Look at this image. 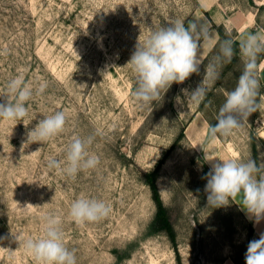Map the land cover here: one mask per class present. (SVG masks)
Wrapping results in <instances>:
<instances>
[{
  "label": "rangeland",
  "instance_id": "rangeland-1",
  "mask_svg": "<svg viewBox=\"0 0 264 264\" xmlns=\"http://www.w3.org/2000/svg\"><path fill=\"white\" fill-rule=\"evenodd\" d=\"M177 20L210 26L200 74L141 106L131 95L136 81L127 62L137 43ZM248 32L264 35V0H0V95L21 75L33 89L47 83L27 103L23 121H0V264H36L22 240L42 236L48 214L61 218L77 264H220L227 258L245 264L247 246L257 239L253 220L235 201L207 204L203 177L210 168L201 149L243 71L239 40ZM227 38L236 41L231 63L218 69L201 103L186 101L181 89L198 86ZM263 58L256 70L259 109L233 135L217 134L221 150L258 164L264 161ZM56 111L66 115L64 131L47 142L28 139ZM89 136L97 167L75 178L47 168L49 158L64 160L73 137ZM81 196L105 202L109 215L76 224L69 209ZM160 209L173 233L157 226Z\"/></svg>",
  "mask_w": 264,
  "mask_h": 264
},
{
  "label": "clouds",
  "instance_id": "clouds-1",
  "mask_svg": "<svg viewBox=\"0 0 264 264\" xmlns=\"http://www.w3.org/2000/svg\"><path fill=\"white\" fill-rule=\"evenodd\" d=\"M210 26L206 23L190 21L187 26L181 20L153 31L141 44L137 43L127 65L133 73L136 87L131 93L134 102L144 106L161 98L173 84H183L193 74H200L202 60L200 51L204 43L212 39ZM236 41L227 38L219 43V51L204 67L202 81L194 89L183 88L186 101L201 103L206 94V85L219 78L218 69L231 63ZM264 53V35L248 32L239 40V54L243 71L238 77L234 90L225 93V101L216 116L217 123L209 128L210 138L217 134L228 137L242 127L243 121L256 112L260 105L259 80L257 78L258 58ZM47 83L33 89L18 76L7 84V93L0 95V121L21 122L28 115L27 103L34 95L45 92ZM180 101V97H177ZM66 126V115L56 111L44 116L28 133L34 142H47L62 133ZM92 137H73L68 145L65 158L47 160V168L59 170L68 177L83 170L94 169L99 158L90 155L88 146ZM210 164L209 172L203 177L207 183L204 192L207 204L213 208L228 206L230 201L239 199L240 207L256 223L264 220V161L238 158L214 159L205 155ZM111 209L105 202L81 196L74 200L69 216L76 224L98 222L107 217ZM43 235L22 240V246L36 264H77L76 255L64 242L61 218L48 214L42 217ZM245 264H264V233L259 239L249 242L245 254Z\"/></svg>",
  "mask_w": 264,
  "mask_h": 264
},
{
  "label": "crops",
  "instance_id": "crops-1",
  "mask_svg": "<svg viewBox=\"0 0 264 264\" xmlns=\"http://www.w3.org/2000/svg\"><path fill=\"white\" fill-rule=\"evenodd\" d=\"M209 7V6H208ZM259 70H260V74L263 77L264 80V58L262 59L260 65H259ZM264 119V116H263ZM262 135H264V130L262 131ZM207 132L205 130V133L202 135L203 138H207ZM202 155L203 157L205 155H209L214 159H228V158H236V156H234V154L232 152H230V150L224 148V150H221L220 144H219V137L216 136L215 138H210V136L208 137V139H206L204 145H202ZM204 161L206 162V164L208 165V167L210 168V164L204 159ZM235 203L237 204L238 208L246 215L248 216L245 211H243L240 207V203H239V199L235 200ZM248 218H251L248 216ZM252 219V218H251ZM253 220V219H252ZM253 227H254V232L256 235V238L259 239V236L261 233H264V220H261L259 223H256L253 220ZM220 264H238L235 260H233L232 258H227L225 259L223 262H221Z\"/></svg>",
  "mask_w": 264,
  "mask_h": 264
},
{
  "label": "trees",
  "instance_id": "trees-1",
  "mask_svg": "<svg viewBox=\"0 0 264 264\" xmlns=\"http://www.w3.org/2000/svg\"><path fill=\"white\" fill-rule=\"evenodd\" d=\"M155 222H156L157 226L159 225L161 227L160 230H164L166 232H169V233L172 232L173 233L172 224H171V221L169 220V217H168V214H167L166 210L160 209V211L157 214V217L155 219Z\"/></svg>",
  "mask_w": 264,
  "mask_h": 264
}]
</instances>
